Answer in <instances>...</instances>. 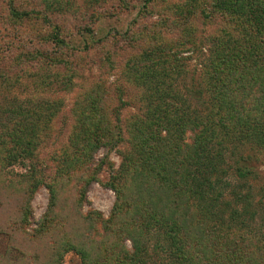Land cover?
Here are the masks:
<instances>
[{
	"label": "trees",
	"instance_id": "obj_1",
	"mask_svg": "<svg viewBox=\"0 0 264 264\" xmlns=\"http://www.w3.org/2000/svg\"><path fill=\"white\" fill-rule=\"evenodd\" d=\"M42 1L59 11L63 4ZM197 2L191 8L182 0L163 16L166 31L178 30L172 44L159 41L160 30L143 37L147 27L125 34L130 42L150 45L131 53L122 66L125 86L137 92L127 119L121 116L130 101L123 98L127 88L116 87L118 104L111 107L104 101L112 91L97 83L76 103L66 141L55 139L43 154L60 109L45 96L46 77L27 72L30 81L39 76L29 94L17 84L20 96L0 106V174L15 164L25 169L17 179L1 177L0 197H15L17 222L25 227L36 190L44 186L49 194L44 213L27 233L30 243L12 244L16 257L0 254V264H63L70 251L79 264H264V214L263 226H252L256 205L264 213V185L257 193L245 181L232 186L227 160L241 145L257 142L264 150V0ZM31 14L12 6L8 17L21 25ZM52 33L65 45L58 31ZM185 52L201 53L202 64L184 89ZM46 55L20 49L13 63L41 64L38 57ZM0 76L8 87L15 84ZM121 144L127 147L115 169L108 155ZM100 149L106 153L95 161ZM49 161L55 164L46 165ZM104 167L109 176L102 182ZM235 170L241 178L251 172L242 164ZM98 181L115 195L105 219L93 209L82 212L90 184ZM98 228L100 237H94Z\"/></svg>",
	"mask_w": 264,
	"mask_h": 264
},
{
	"label": "rangeland",
	"instance_id": "obj_2",
	"mask_svg": "<svg viewBox=\"0 0 264 264\" xmlns=\"http://www.w3.org/2000/svg\"><path fill=\"white\" fill-rule=\"evenodd\" d=\"M61 1L63 4L59 11V9L47 8L42 0H0V74L7 77L10 83H15L12 87L9 85L11 87L9 90L8 82L7 84L3 82L0 76V82L3 83L0 86V106L9 103L12 98H15V95L20 96L19 92L21 93L22 88L17 87V84L24 87V96L29 94L30 88L34 87V82H38L39 76H35L30 81L31 77L25 78L27 72L39 73L42 77H46V81L50 82V87L42 86L44 91H47L45 96L50 102H59L60 105L57 117L53 122V129L50 130L51 139L42 147L43 154H47L52 149L51 142L55 139L58 142L66 141V129L76 122L77 115L74 114L76 103L86 99L90 91L96 90L94 85L97 83L112 91L111 97L104 101L110 103L111 107L118 104L117 99L115 100L113 97L116 87L127 88L123 98L130 99V101L121 109L123 120L135 111L137 92L129 84L127 87L125 86L126 82L121 74L122 66L131 53L149 44L145 43L146 41L145 44L142 43L144 41L142 39L130 42L126 39L125 34L132 30L138 34L147 27L149 30L142 32L143 37L147 38L149 34L161 31L164 34L159 41L169 40V43L172 44L171 38L175 39L178 36V30L166 31V28L161 25V21L164 15L175 11L173 7L175 3L182 2V0H154L158 3L149 1V4H146L145 0ZM186 1L187 3L191 2L193 4L191 8H193L197 6L194 5L198 3L197 1L203 3L206 0ZM143 5H147L146 9ZM12 6L19 10L31 11L30 18L24 20L21 25H13L8 17ZM172 7L174 9L169 11V8ZM43 16L47 20H44ZM52 31H58L59 37L65 41V45H58L52 39ZM8 32L9 34L6 35ZM37 33L40 34L39 37ZM199 35L200 32L195 37L200 38L201 35ZM20 49H24V51L40 50L47 55L38 57L42 59L41 64L31 61L27 65L16 66L13 63V58L19 54ZM183 55L185 59L182 60V63L186 75L182 77V87L185 89V86L189 84V77L196 72L200 75L202 58L201 53L197 52H185ZM67 79H69L68 89L64 87V81ZM8 90L9 92H7ZM191 136V133L187 132L188 142L191 140ZM126 147V144H121L117 149L109 152L108 161L113 164V168L119 167L121 161L119 153ZM105 153V149H100L95 154V161L102 158ZM245 155L248 156V159L244 160L242 157ZM227 160L231 166V169L228 170V179L232 186L245 181L246 185L252 184L251 188L254 189L252 192L257 193L256 189L264 185V150L257 142L253 145L239 146ZM54 164L52 161H49V164L46 163V165ZM238 164L246 165L251 172L242 178L239 177L235 170ZM47 169L50 167L48 166ZM24 171L22 165L15 164L0 174V181L2 178L6 181L9 178L17 179L18 174ZM108 176L109 168L104 167L98 178L104 182ZM255 197L258 199L259 196H254V202ZM48 198L47 189L40 186L31 200L32 213L29 217V224L23 227L17 222L19 212L17 206L14 205L15 197L11 194L5 199L0 197V254L9 251L8 254L11 257H16L17 253L12 251V244L16 246L25 241L30 243L27 233L33 230L32 228L41 218L47 207ZM87 198L88 203L82 207L83 213L93 209L100 212L104 219L108 217L115 200L112 190L104 187L99 181L92 182L87 191ZM231 198L230 193L226 192V199ZM256 209L258 219L252 223V226L254 227L255 223L258 226H263L259 222V218L261 219L264 214L263 210L257 205ZM97 230L98 233L93 235L94 237H100L102 229L98 228ZM152 259L157 261L156 257ZM79 263L80 258L76 253L70 251L64 255L63 264Z\"/></svg>",
	"mask_w": 264,
	"mask_h": 264
}]
</instances>
